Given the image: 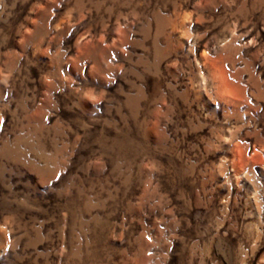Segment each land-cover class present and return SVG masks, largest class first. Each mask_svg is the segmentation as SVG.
<instances>
[{"label":"rangeland","instance_id":"obj_1","mask_svg":"<svg viewBox=\"0 0 264 264\" xmlns=\"http://www.w3.org/2000/svg\"><path fill=\"white\" fill-rule=\"evenodd\" d=\"M0 264H264V0H0Z\"/></svg>","mask_w":264,"mask_h":264}]
</instances>
